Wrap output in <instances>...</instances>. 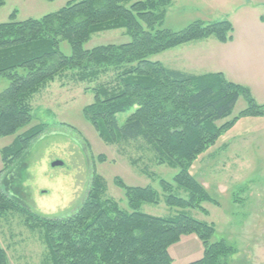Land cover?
<instances>
[{
	"label": "trees",
	"instance_id": "16d2710c",
	"mask_svg": "<svg viewBox=\"0 0 264 264\" xmlns=\"http://www.w3.org/2000/svg\"><path fill=\"white\" fill-rule=\"evenodd\" d=\"M171 4L172 0L69 1L38 19L0 23V76L8 81L0 93V137L14 135L32 122L33 97L55 80L94 84L86 88L94 101L82 114L100 140L113 146L142 141L155 164L178 170L173 184L187 193L186 199L180 198L172 184L159 181L163 203L179 212L152 217L139 210L160 202L156 190L127 187L115 179L129 208L123 210L106 198L104 180L93 171L74 212L45 218L0 191V218L16 212L27 229L40 234L47 252L43 264H173L169 248L188 235H195L203 248L201 258L188 264H225L236 253L224 241L210 243L213 225L186 213L198 209L207 214L203 203L217 205L189 169L237 119L264 116V104H257L246 87L227 81L221 73L195 76L150 60L195 41L232 40L228 21H195L179 31L164 29ZM116 30H123L130 41L84 50L93 35ZM62 42L70 48L68 56L60 51ZM239 98L246 108L218 125L231 115ZM127 112L131 113L119 126L117 116ZM44 130L43 124L30 127L1 150L0 176ZM97 160L104 161L102 156ZM0 264H8L1 245Z\"/></svg>",
	"mask_w": 264,
	"mask_h": 264
},
{
	"label": "rangeland",
	"instance_id": "374dc122",
	"mask_svg": "<svg viewBox=\"0 0 264 264\" xmlns=\"http://www.w3.org/2000/svg\"><path fill=\"white\" fill-rule=\"evenodd\" d=\"M69 1L80 0H4V5L0 7V23H6L10 19L15 22L38 19L55 13ZM137 1L142 0H133ZM251 2L173 0L162 27L179 31L195 21H228L233 27L232 38L235 36L238 42L242 40L241 35L245 31L256 32V50L253 51L256 61L249 62V68H231V63L224 60L222 75L227 81L246 87L254 101L262 105L264 0ZM12 13L14 16L10 18ZM206 40L197 43L201 45L194 50L190 48L196 45L180 47L152 56L150 60L176 68L169 66L174 52L193 55L199 51H208L212 47L205 44L210 42ZM129 41V36L123 30L108 31L93 35L83 48L91 50L98 46L120 45ZM59 48L62 54H70V48L65 42L60 43ZM209 55L210 62L205 63L209 68L201 66L206 69H201L205 71L201 74L221 71L217 68V61L211 58V53ZM104 79L105 77L101 78L100 82H104ZM7 86L8 81L0 76V93ZM89 86L94 84L55 80L33 97L32 122L14 135L0 137V152L10 146L18 134L30 127L43 124L45 130L30 142L8 171L0 176V191L15 198L22 207L36 215L62 218L81 205L90 176L95 171L104 180L106 198L117 203L120 209L129 210L124 191L116 185L115 179H119L127 187H151L159 193L160 202L157 205H142L139 210L141 213L157 218L176 215L179 210L163 203L159 181L163 180L174 186L173 177L178 170L155 164L153 153L140 140L118 146L108 145L100 140L82 114L83 108L94 101L93 94L86 89ZM245 108V100L239 98L231 115L218 122V125L232 120ZM130 113L117 116L119 126ZM98 156H102L104 161H98ZM54 162L61 165L53 167ZM2 168L0 154V171ZM189 173L217 201V205L203 203L201 207L207 214L198 209H188L186 213L196 220L213 225L214 235L210 243L224 241L237 251L225 264L255 263L254 260L251 263L249 258L250 240L260 244L262 239L259 238L264 237V226H261L264 225V116H243L237 119L220 134L213 145L197 157ZM173 193L183 199L187 197V193L175 186ZM22 219L16 212L0 218V245L6 251L8 264H43L47 252L40 234L27 229ZM168 252L173 264H188L201 258L203 248L195 235H188L172 245ZM262 254L259 264H264Z\"/></svg>",
	"mask_w": 264,
	"mask_h": 264
},
{
	"label": "crops",
	"instance_id": "0c3cea01",
	"mask_svg": "<svg viewBox=\"0 0 264 264\" xmlns=\"http://www.w3.org/2000/svg\"><path fill=\"white\" fill-rule=\"evenodd\" d=\"M246 1L249 4L252 3L251 2L252 0H246ZM172 2H173V0H172ZM166 15H167V13H166ZM256 35H257L256 32L247 30L241 35L242 40L240 42H238L237 39L235 38V36H233L232 41H230L226 44L218 43L216 40H211L212 39L211 38L209 40H206V41H210V42H206L205 44L206 45L209 44V47H212V49H210L208 51H199L198 54L196 52L193 55H191V54L185 55V53H183L181 55L178 52H174L175 54L173 55V61L171 58L170 59L171 65H169V66H174L177 69L173 68V67L172 68H169L167 66H165V67H167L171 70H175V71H179V72H183V73L195 75V76L205 75V74H215V73L223 74L222 66L225 64L223 62L224 60L228 61L229 64L231 63V65H230L231 68H234V67H236V68H249V66H250L249 62L256 61V56L253 55V51L256 50L254 48V46H256V43H254L255 39L257 38ZM211 41H215V42H211ZM197 43H200V41H195V42H191L188 44H184V45L178 46L176 48H180V47H186L187 48V47H192L190 45H196V46H193L192 48H190V50H194L195 48L200 47V45H201V44H197ZM176 48L168 50V51H174ZM182 49H185V48H182ZM190 50H189V52H190ZM262 51H264V50H262ZM207 52H208V55H207ZM210 53H211V58L214 61H217V64L219 66L217 68L220 69L221 71H215L214 70V71H208V73L201 74V73L205 72L202 70H206L204 68H201V66H207V64H205V63L210 62V55H209ZM207 68H209V67L207 66ZM261 226H264V225H261ZM256 238H259V237H256ZM259 239H262V243H260V244L258 242H256L255 240L254 241L250 240L251 248H249L250 249V257L249 258L251 259V263L253 262V260L255 261V263L253 262V264H259V259H260L262 253H263L262 258H264V249H263L264 248L263 247L264 246L263 245L264 237L259 238ZM257 246H260V248ZM258 252H260V253L258 254Z\"/></svg>",
	"mask_w": 264,
	"mask_h": 264
},
{
	"label": "water",
	"instance_id": "95a60500",
	"mask_svg": "<svg viewBox=\"0 0 264 264\" xmlns=\"http://www.w3.org/2000/svg\"><path fill=\"white\" fill-rule=\"evenodd\" d=\"M59 165H61V163H59V162H54V163H52V166H53V167H55V166H59Z\"/></svg>",
	"mask_w": 264,
	"mask_h": 264
}]
</instances>
